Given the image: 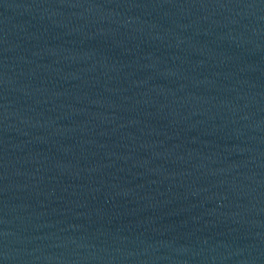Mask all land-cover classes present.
<instances>
[{
    "label": "water",
    "instance_id": "water-1",
    "mask_svg": "<svg viewBox=\"0 0 264 264\" xmlns=\"http://www.w3.org/2000/svg\"><path fill=\"white\" fill-rule=\"evenodd\" d=\"M0 264H264V0H0Z\"/></svg>",
    "mask_w": 264,
    "mask_h": 264
}]
</instances>
